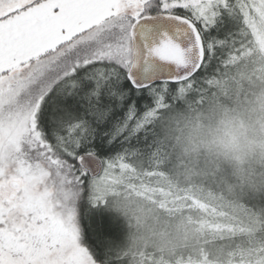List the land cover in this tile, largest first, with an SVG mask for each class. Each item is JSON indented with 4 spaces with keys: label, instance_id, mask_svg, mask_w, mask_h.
Wrapping results in <instances>:
<instances>
[{
    "label": "snow or ice",
    "instance_id": "1",
    "mask_svg": "<svg viewBox=\"0 0 264 264\" xmlns=\"http://www.w3.org/2000/svg\"><path fill=\"white\" fill-rule=\"evenodd\" d=\"M264 62V0H0V264H158L122 201L190 217L169 264H264V207L175 183L160 112ZM202 102V101H201Z\"/></svg>",
    "mask_w": 264,
    "mask_h": 264
},
{
    "label": "clouds",
    "instance_id": "2",
    "mask_svg": "<svg viewBox=\"0 0 264 264\" xmlns=\"http://www.w3.org/2000/svg\"><path fill=\"white\" fill-rule=\"evenodd\" d=\"M154 143L178 185L214 203L264 207V62L233 64L210 77L199 99L175 100L156 119ZM122 204L131 247L158 254V264L183 250L187 214L167 215L134 197Z\"/></svg>",
    "mask_w": 264,
    "mask_h": 264
}]
</instances>
